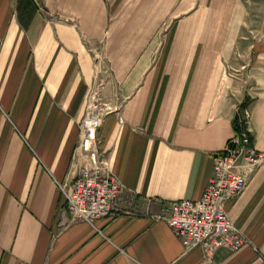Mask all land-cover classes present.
Listing matches in <instances>:
<instances>
[{
	"label": "crops",
	"instance_id": "1",
	"mask_svg": "<svg viewBox=\"0 0 264 264\" xmlns=\"http://www.w3.org/2000/svg\"><path fill=\"white\" fill-rule=\"evenodd\" d=\"M245 15L243 0H0V264H264V36L243 47ZM95 83L110 105L88 119L121 189L87 220L59 183ZM241 130L261 159L224 207L249 241L208 259L161 213L201 195Z\"/></svg>",
	"mask_w": 264,
	"mask_h": 264
},
{
	"label": "built area",
	"instance_id": "2",
	"mask_svg": "<svg viewBox=\"0 0 264 264\" xmlns=\"http://www.w3.org/2000/svg\"><path fill=\"white\" fill-rule=\"evenodd\" d=\"M97 124L96 116L83 119L77 148L81 161L74 176L59 183L72 214L87 220L109 213L121 189L108 159L96 146ZM260 159L261 155L250 144L248 132H235L213 154L210 177L198 198L166 200L161 217L186 247L201 246L209 259L219 246L237 249L249 241L230 219L224 203L245 187L247 171L243 165L254 167Z\"/></svg>",
	"mask_w": 264,
	"mask_h": 264
},
{
	"label": "rangeland",
	"instance_id": "3",
	"mask_svg": "<svg viewBox=\"0 0 264 264\" xmlns=\"http://www.w3.org/2000/svg\"><path fill=\"white\" fill-rule=\"evenodd\" d=\"M197 1V0H196ZM244 5L246 7V15H245V24L241 28V35L242 37H246L244 41L241 43L243 44V47L246 46V43L248 41H251L253 38L258 36H264V0H243ZM168 23H164L162 27V31H166V28H168ZM102 55L103 52L101 51ZM104 59L106 61V57L104 56L103 59L100 61L103 63V72L105 74L108 73L107 64L104 63ZM98 86L97 83L94 84V87L90 93V107L88 108V115L85 117V119L91 118L92 115L95 114L97 111H104L109 108L107 103L102 102L94 107V104L97 102L99 94L98 89L96 88ZM242 104V103H241ZM240 104V105H241ZM246 106V105H244ZM244 108V107H243ZM243 109L241 113H245Z\"/></svg>",
	"mask_w": 264,
	"mask_h": 264
},
{
	"label": "trees",
	"instance_id": "4",
	"mask_svg": "<svg viewBox=\"0 0 264 264\" xmlns=\"http://www.w3.org/2000/svg\"><path fill=\"white\" fill-rule=\"evenodd\" d=\"M245 103V100L242 102V104Z\"/></svg>",
	"mask_w": 264,
	"mask_h": 264
}]
</instances>
